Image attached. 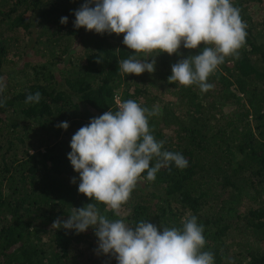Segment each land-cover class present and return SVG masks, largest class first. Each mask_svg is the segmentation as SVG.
<instances>
[{"label": "trees", "instance_id": "trees-1", "mask_svg": "<svg viewBox=\"0 0 264 264\" xmlns=\"http://www.w3.org/2000/svg\"><path fill=\"white\" fill-rule=\"evenodd\" d=\"M82 3L0 0V78L6 84L0 95V264H117L79 245L98 246L93 228L79 234L52 228L73 208L95 203L78 192L79 174L67 154L73 134L116 110L117 98L159 108L149 117L153 136L164 141L162 151L188 161L184 169L174 162L161 168L154 182L142 173L121 216L129 224L182 228V220L195 215L214 264H264V15L254 18L251 10L258 4L264 14V0H232L247 24L246 44L238 59L226 58L209 77L214 87L208 92L167 79L172 64L199 54L203 44L181 45L182 55L159 54L154 73L124 74L118 62L133 55L124 34L74 28L73 10ZM64 16L67 24L60 23ZM73 38L81 46L72 45ZM21 42L26 51H38L36 59L10 68ZM37 91L39 103H25ZM63 121L67 130L57 127ZM248 196L252 203L243 208ZM97 207L118 218L102 203Z\"/></svg>", "mask_w": 264, "mask_h": 264}, {"label": "clouds", "instance_id": "clouds-1", "mask_svg": "<svg viewBox=\"0 0 264 264\" xmlns=\"http://www.w3.org/2000/svg\"><path fill=\"white\" fill-rule=\"evenodd\" d=\"M73 12L76 29L124 34L123 44L133 55L118 64L127 75L154 73L159 54L182 55L181 45L197 49L203 44L199 54L172 64L167 78L169 83L184 87L195 85L201 92L214 87L209 77L226 58L238 59L246 44L247 24L232 0H84ZM60 23L67 24L68 17H61ZM5 88L0 78V95ZM40 100L37 91L29 93L25 103ZM117 100L116 110L91 118L73 134L67 154L79 174L78 192L95 203L73 208L66 220H54L52 228L75 230L77 234L93 228L98 238L97 254L115 258L117 264H214V254L204 250V227L195 215L183 219L182 228L158 227L144 220L129 224L121 216L142 173L154 182L161 168L174 162L184 169L188 161L181 153L162 151L164 141L153 136L149 117L158 116L159 108L150 110L131 99ZM3 102L0 99V104ZM57 127L67 130L69 123L63 121ZM154 158L155 164L150 166ZM71 182L76 183V177ZM100 203L118 218L102 214L97 207Z\"/></svg>", "mask_w": 264, "mask_h": 264}, {"label": "rangeland", "instance_id": "rangeland-1", "mask_svg": "<svg viewBox=\"0 0 264 264\" xmlns=\"http://www.w3.org/2000/svg\"><path fill=\"white\" fill-rule=\"evenodd\" d=\"M253 9H255V10H253ZM251 10L256 12L255 14H253L254 18L257 17V19H259L261 16L264 15L263 14V7L261 5L254 4V6L252 7ZM258 15H261V16H258ZM78 39L79 38H77V39L73 38L72 45H74L76 47L81 46ZM15 51L17 53H15L14 56H12L13 58H12V61L10 63V68H12L13 65L17 66V65L23 64L25 62H26V64L27 63H30V64L33 63V61H35V59H36V54H34V53H38V51H36V50H32V52H29V50L26 51V48L22 47V42L19 44V49H15ZM5 69L7 70L8 67H5ZM26 69L28 71H30V66H26ZM227 109H230V107L228 106ZM167 132L171 133L172 131L167 129ZM248 198H249V196L242 200L243 202H241V204H242L243 208L252 203L251 200ZM96 241H98V238H96ZM79 245L82 248L89 251V253L93 254L95 257H105V255H103V254H97V252H96L97 246L96 245L91 247L85 241L80 242Z\"/></svg>", "mask_w": 264, "mask_h": 264}, {"label": "built area", "instance_id": "built-area-1", "mask_svg": "<svg viewBox=\"0 0 264 264\" xmlns=\"http://www.w3.org/2000/svg\"><path fill=\"white\" fill-rule=\"evenodd\" d=\"M120 103V102H119Z\"/></svg>", "mask_w": 264, "mask_h": 264}]
</instances>
